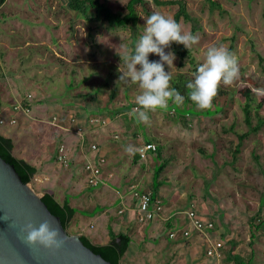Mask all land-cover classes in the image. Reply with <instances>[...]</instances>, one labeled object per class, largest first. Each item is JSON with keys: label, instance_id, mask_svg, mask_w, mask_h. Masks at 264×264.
I'll use <instances>...</instances> for the list:
<instances>
[{"label": "rangeland", "instance_id": "1", "mask_svg": "<svg viewBox=\"0 0 264 264\" xmlns=\"http://www.w3.org/2000/svg\"><path fill=\"white\" fill-rule=\"evenodd\" d=\"M103 1L121 11L129 0ZM185 1L202 24L195 33L199 40L191 47L195 60L192 63L186 58L180 66V57L175 54L173 66L165 64V71L184 72L194 78L209 47L223 45L229 49L233 43L231 53L237 58L239 75L231 84L218 87L224 92L215 100L221 107L219 112L199 115L200 108H189V114L181 117L186 107L173 104L175 112L170 107L157 109L149 112L147 122L137 120L132 109L137 107L135 97L141 89L138 84L119 79L121 71H126L125 48L131 49L129 28L89 22L69 7L68 0H7L0 8V99L8 110L0 117L8 121L0 124V132L14 139L16 155L26 154L33 160L38 159L34 141L41 151L44 149L42 155L51 153L48 141L59 133V125L71 126L74 134V124L84 122L81 117L90 112L108 123L112 121V125H105L107 129L99 131L105 129L109 135L117 131L114 134H119V139L113 137L117 142L134 141V147H139L145 140H153L163 146V160H169L160 174L162 184L157 193L164 210L174 215L173 229L179 238L184 229H189L193 239L196 231L187 212L195 208L203 218L214 221L218 231L214 239L225 244L224 260L232 251L247 262L252 259L250 264H264V227H253L264 219V125L258 132H249L241 93L249 88L255 95H264V62H259L257 54L264 56V0H212L218 5L210 0ZM146 2L153 11L166 16L174 17L178 9L177 4ZM138 11L141 35L149 15L142 5H138ZM180 24L184 31L191 32L190 21L182 18ZM169 50L173 51L172 43ZM149 59L159 60V56L150 53ZM28 94L32 95L30 115L15 113L11 106ZM211 109L215 111V106ZM260 112L264 115V109ZM13 115L18 121L10 124ZM89 118L84 124L79 122L85 135L93 131ZM245 132L248 135L240 141L238 134ZM57 140L71 148L65 138ZM240 142L239 152H235ZM130 158L127 152L120 155L121 175L134 168ZM155 169L139 171L134 180L140 188L152 190ZM36 176L30 184L43 195ZM56 196L61 200L57 191ZM156 223L147 239L145 234L139 235L122 264H194L187 261L189 244L177 247L169 237L170 227ZM103 230L106 227L100 223L89 228L92 241L106 243ZM68 231L79 234L73 226ZM203 248L199 247L200 256H206Z\"/></svg>", "mask_w": 264, "mask_h": 264}, {"label": "crops", "instance_id": "2", "mask_svg": "<svg viewBox=\"0 0 264 264\" xmlns=\"http://www.w3.org/2000/svg\"><path fill=\"white\" fill-rule=\"evenodd\" d=\"M12 108L13 107L11 106V109ZM7 110L8 107H2L0 115L2 114V112L6 113ZM92 114L94 113L90 112L87 115L88 117L84 115L81 118L82 120H84V122L86 120L88 121V118ZM11 117H16V115H13ZM84 122L80 123L84 124ZM111 122L109 123L111 124ZM71 123L74 124L72 121ZM77 123L74 124V132L76 134ZM109 123L108 125H110ZM59 126V133H56L54 135L55 138L53 137L52 139H50V141H48L50 143L51 153L47 155H42L44 149L43 151H41V146L36 145V141H34L33 146L35 148V155L38 158L37 160L31 159L26 154L18 156L27 159L29 162H31L37 167V183L39 188L43 190V194L44 192H49L54 194L55 197L58 199V197L56 196L57 191V194H60L61 200H58L61 203L67 200L69 201L70 205L74 207L76 213L72 221L70 222V227L73 226L75 228L76 233L86 234L87 236H89V228L96 227V223L103 224L106 227V231L103 230V234L105 235L104 239H106V243L111 239V230L116 233H129L132 236L133 244L130 250L125 254L126 256L127 254L129 255V252L132 251L134 243H137L136 241L139 235L143 233L145 234L143 237L147 239L148 232H150L151 230L155 231L154 226L155 224H157V221H160V223L162 222L167 225L171 224L172 228L170 229H173V227L175 226L174 215L169 212V209L164 210L160 218H155L154 220L144 224H141L135 219L134 214L131 210L127 209L124 213H120L119 211L122 206V195H125L126 202L129 205H135L136 200L133 198L130 189L133 185L139 187L140 185L134 179L137 175L140 174V170H142L143 172H147L151 171V168L153 166L154 168L157 166L155 165L157 161L156 153H151L147 158L141 159L137 152L138 146L134 147V141L125 140L124 142H117V140L113 138L115 135L114 133H117V131H114L112 135H109L107 133V130L105 129H102L103 132L99 131V129L106 128L107 126H92L93 131L91 129L86 133L87 145L85 146V148H82L79 145L80 138L73 137L75 136V133L73 134L71 132V126H66L62 123ZM68 130H70L69 134L66 132ZM62 138H65V140L71 146V163L69 167H64L57 162V152L58 147L60 145V141L57 139ZM145 141L153 140L149 139ZM92 143L98 144V152H95L91 149ZM25 145L27 144L25 143ZM129 145L133 146L134 151H126V148ZM124 152H127V154L131 155L130 161L132 162V166L134 168H132V170L126 175H121V172L118 168V162L120 159V155H122V153ZM99 155H104L106 157V162L102 169L103 182L98 187H92L89 186L87 183V172L85 170V164L87 159H97ZM139 179L140 181L143 179L142 174L140 175ZM92 188H94V190H91ZM66 191L70 194H65ZM166 218L169 219L165 220ZM217 232L218 231L215 230L216 234ZM99 237L100 236H97V238H95L100 239ZM190 237L189 239L185 238L182 234L180 238L177 235L175 238L171 239L176 241L175 244L177 245V247H179V245H183V243L189 244V248L187 249V256H189V259L187 260L188 262L190 261V263L194 264H204L205 262L207 263V257L205 256V253L204 256H200L198 254V252L200 251L199 247H201V245L204 247V252L206 251L208 243L205 237L202 233L198 231H196V233L194 234L193 239Z\"/></svg>", "mask_w": 264, "mask_h": 264}, {"label": "clouds", "instance_id": "3", "mask_svg": "<svg viewBox=\"0 0 264 264\" xmlns=\"http://www.w3.org/2000/svg\"><path fill=\"white\" fill-rule=\"evenodd\" d=\"M199 37L190 31H184L173 17L154 12L146 19L143 33L136 42L134 51L125 48L123 60L126 71H121L120 80L138 84L141 89L135 97L137 107L132 109L137 120L147 122L149 112L164 109L169 102L181 105L185 96L179 89L171 87L172 76L165 71V64L173 66L176 58L174 51H166L172 42L183 44L187 49L197 43ZM159 56V60H150L149 54ZM139 66V67H138ZM239 75L237 58L223 45H213L206 50L203 63L199 64L194 79L187 83L189 97L197 108L206 109L212 106L221 83L231 84ZM126 151L132 152L129 145ZM29 244H39L49 249H60L64 238L58 227L45 220L36 227L32 223L23 229Z\"/></svg>", "mask_w": 264, "mask_h": 264}, {"label": "trees", "instance_id": "4", "mask_svg": "<svg viewBox=\"0 0 264 264\" xmlns=\"http://www.w3.org/2000/svg\"><path fill=\"white\" fill-rule=\"evenodd\" d=\"M7 0H0V8ZM157 4H177L178 9L174 14V19L180 23L183 18L186 21H190L191 23V33L195 35V33L202 29V24L200 19L192 14L185 0H154ZM212 5H218L217 2L210 0ZM69 7L74 11L79 12L87 21L89 22H106L112 28H129L131 31V50L134 51L136 42L140 37V15L138 11V5H142L150 16L153 11L148 5L146 0H129L127 2L126 8L121 11L113 10L105 1L103 0H68ZM235 37H232L234 41ZM253 50L257 52L254 44H252ZM172 49L180 57V66L184 65V59L189 58L193 63L195 58L193 56V50L187 49L183 44H179L176 42H172ZM234 49L233 43L231 44L229 50L232 52ZM259 62L262 64L264 62V56L258 53ZM264 69V67H263ZM171 87H175L180 90V92L185 96V101L183 104L178 105L184 108L185 113L181 117L187 116L189 112L187 111L189 108L197 109L195 104L191 101L189 97L190 89L187 88V83L194 79L187 75L184 72H177L176 74H171ZM242 96L244 97L243 111L245 116V123L249 126V132H258L261 127L264 125V115L261 114L260 110L264 109V95H255L252 90L249 88L242 90ZM224 94L218 88L216 96L213 98L212 106H215V111H212V106L206 109H197L199 110V115H212L220 111L221 107L217 106L215 103L216 97L218 95ZM171 101L169 102V109L175 110V106ZM2 110V103L0 99V113ZM254 112L257 116V121L254 123ZM193 113V112H192ZM234 126V125H233ZM233 126L231 129L233 130ZM248 132L243 134H238L240 141H242ZM241 142L238 144L236 151L239 152ZM15 149V141L11 136H7L3 133H0V154L9 162L13 163L16 166L17 171L21 175L22 179L26 183H30L34 180V177L37 173V167L29 162L27 159L23 157H19L14 152ZM138 158V156H137ZM156 159L159 163L156 166L154 172V183L152 186V192L154 195L158 196V188L162 184L159 177L163 169L168 164L169 160H163V146L158 144V150L156 151ZM42 199L46 202L50 210L61 217V220L69 230L70 222L72 221L76 210L72 207L69 201H64L61 203L54 194L49 192H44L42 195ZM170 228H172L171 224H168ZM255 229H261L264 227V219H260L258 223L253 225ZM215 232V229L213 230ZM111 239L104 244L94 243L89 236L86 234H80L81 239L84 241L86 245L92 248L96 253L101 254L105 259L109 260L113 264H122V259L125 254L130 250L133 239L131 234L122 233V232H114L110 231ZM254 256V251L251 257ZM226 260L233 261L236 264H250L252 259L248 262L245 261L238 255L232 253V251L227 254Z\"/></svg>", "mask_w": 264, "mask_h": 264}, {"label": "water", "instance_id": "5", "mask_svg": "<svg viewBox=\"0 0 264 264\" xmlns=\"http://www.w3.org/2000/svg\"><path fill=\"white\" fill-rule=\"evenodd\" d=\"M45 220L58 227L62 248L49 249L26 241L25 225L39 227ZM0 264H113L71 234L42 195L24 182L16 166L0 154Z\"/></svg>", "mask_w": 264, "mask_h": 264}, {"label": "built area", "instance_id": "6", "mask_svg": "<svg viewBox=\"0 0 264 264\" xmlns=\"http://www.w3.org/2000/svg\"><path fill=\"white\" fill-rule=\"evenodd\" d=\"M31 98L32 95L28 94L23 99L17 101L13 107L14 112L22 111L25 115H30L31 113ZM8 119L0 117V124H5ZM16 117H10L9 123H17ZM90 124L95 127L96 125L105 126L108 124V120L99 117L98 114H92L89 118ZM76 132L79 135V145L85 148L87 145L86 135L83 131V127L79 124L76 125ZM114 138H119V134H115ZM91 149L98 152L99 146L97 143L91 144ZM158 150V144L154 141H145L141 146L138 147L137 152L141 159L147 158L151 153H156ZM57 162L64 167H69L71 163L70 149L62 144L58 147L57 152ZM106 162V157L104 155H99L97 159H87L85 164V170L87 172V183L89 186H98L103 182L102 169ZM133 198L136 200L135 205H129L126 202L125 195H122V206L119 210L120 213H124L127 209L131 210L134 214L135 219L140 223H147L154 220L155 218H160L164 212V202L160 196L154 195L151 190L142 189L139 186L133 185L130 189ZM191 224L193 225L195 231L203 234L208 245L206 247V264H234L230 261L224 260V241L218 242L214 239V228L215 223L211 218H203L198 209L191 208L187 212ZM166 218L165 220H168ZM182 234L185 238L191 236L189 229H184ZM177 232L174 229H170L169 237L175 238Z\"/></svg>", "mask_w": 264, "mask_h": 264}]
</instances>
